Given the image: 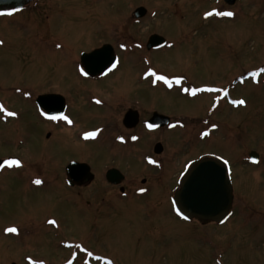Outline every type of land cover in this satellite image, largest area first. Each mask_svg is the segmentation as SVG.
I'll list each match as a JSON object with an SVG mask.
<instances>
[{
	"label": "rangeland",
	"instance_id": "1",
	"mask_svg": "<svg viewBox=\"0 0 264 264\" xmlns=\"http://www.w3.org/2000/svg\"><path fill=\"white\" fill-rule=\"evenodd\" d=\"M138 7L146 10L139 20L133 17ZM214 11L234 15H205ZM153 34L163 37L167 45L146 52L144 45ZM0 41L1 88L59 92L76 109L89 104L85 91L91 88L110 105H136L141 111L192 119L184 131L174 132L178 137L170 134L159 180L167 183L170 192L175 187L172 175L184 161L214 156L227 161L233 194L231 218L224 226L180 221L168 203L157 221L159 229L154 214H139L148 196L134 198L131 205L101 207L95 213L73 206L63 187L47 182L33 190L25 178L5 174L0 176V264H81L83 259L95 264V259L82 257L79 245L109 257L113 264H264V218H260L264 217V0H238L232 6L223 0H40L36 10L0 18ZM103 43L117 47L118 68L98 84L79 80L78 52ZM149 72L169 78L172 86L153 75L141 82L139 75ZM253 72L258 75H250ZM242 73V85L228 94L232 102L245 101L237 108L219 101L220 93H191L201 86L225 88ZM177 78L180 84L174 82ZM0 98L18 113L16 122L0 123V158L18 155L28 174L48 181L61 174L66 160L83 157L79 151L89 154L76 148L72 133L64 128L57 129L62 135L55 144L47 142L27 101L5 92ZM106 110L91 114L84 109L74 127L77 134L79 129L98 126ZM203 119L210 120V133L204 126L192 125ZM202 130L205 133L198 135ZM152 143L150 135L143 136L124 149L129 160L118 163L117 152L112 159L120 165L130 162L137 171L139 152L143 162L152 161L148 154ZM92 146L86 144L89 150ZM106 147L105 140L98 145L104 158ZM250 153L259 156L257 163L249 162ZM47 217L56 221L55 228L43 226ZM9 225L23 232L2 234ZM33 229L36 234L28 237L25 232ZM198 233L216 244L202 243Z\"/></svg>",
	"mask_w": 264,
	"mask_h": 264
},
{
	"label": "flooded vegetation",
	"instance_id": "2",
	"mask_svg": "<svg viewBox=\"0 0 264 264\" xmlns=\"http://www.w3.org/2000/svg\"><path fill=\"white\" fill-rule=\"evenodd\" d=\"M40 4V0H32L27 5L22 7L19 10H15L13 14L17 13H23L26 10H36L38 8V5ZM12 14V15H13ZM10 15V16H12ZM9 15H0V18L2 17H10ZM147 42V41H146ZM108 45L111 47L112 54L115 57V67L113 65L109 66L102 74L98 75H88L87 72L84 70L83 65L81 64V57L83 54H89L95 50H98L102 48L103 46ZM146 45V43H145ZM144 45V49L146 52H150L146 50V46ZM160 47L158 49H155V51L164 48ZM1 47V43H0ZM78 65L76 67V76L79 80H86L89 83L98 84L101 81L106 80L111 74H113L116 69L118 68L120 61H119V53L117 50V47L109 43H103L99 46L92 47L88 50H80L78 52ZM83 69V72L81 71ZM86 73V74H85ZM152 74L144 73L143 75H139V78L141 82H146L151 78ZM162 83H164L162 81ZM243 83V73L239 75V77H235L233 83L230 86H227L222 89H214V91H206L204 89H212L208 88L206 86H201V91L196 92L195 96L197 95H206L208 96L212 94H218L220 93L219 101L226 102V105L230 107L237 108V105L234 104L228 97V94L230 92V89L234 88L236 85H242ZM163 85V84H162ZM90 90L85 91V95L88 97L89 104H84L82 106H79L78 109L73 108V106L67 101V99L60 94L59 92L50 91V90H44L43 89H35V88H28L25 86H15V87H8V88H1L0 87V94L2 92L8 93L9 95L13 96H19L23 101H27V104L31 108V116L35 120L36 124L39 123L42 125V129L45 130V140L47 142H53V144L56 143L57 138H59V135H62L60 131L57 129L64 128L66 130H70L69 133H72L71 137L73 139V143L76 145V148L85 149L89 151V154L85 155L83 151H79L81 156L80 158H71L66 160V163L64 167L61 169V174H53L51 177H49V180L46 181L41 175H36V173H32V175L28 174L27 165L23 161L22 158H20L18 155H10L6 157L0 158V160H5L8 158H12L14 160H18L20 163L19 165H7L6 163L3 165V167L0 169V176L7 175L14 178H25L27 181V187L33 190L42 188L44 184H47V182H50L53 184V186H59L63 187V189L66 191L65 196L67 198H70V203L75 206L82 209H85L88 211L93 210L95 213L99 210V208H115L120 204L125 205H131L134 198H140L148 196V198L140 204V208L138 209L140 211L139 214L146 215L147 211L154 214L152 217L154 219V223L156 224V228L160 229V225L157 223V221L160 218H163L162 215V209L168 205L172 207V213L176 217V219L180 221H195L200 223V225H209L212 224L217 227L224 226L227 224L228 219H230V215H228L222 222L219 223H201L197 220H186L184 219L180 214H178L175 204L173 202V194L175 190L178 188L179 182L187 170L189 164L192 161L198 160V159H190L188 161H184L181 164V169L179 171H176L172 175V181H174L173 185H175L174 189L169 192V189L167 190V183L162 182L161 183V177L159 180L158 173L163 172V165H164V158L163 156H167L168 149H166L165 144L167 140L171 138L170 134L175 135L178 137V135L174 134L175 131L181 132L184 131L188 126L185 125L187 122H190V120H185L186 118H179V117H168L165 114H162L156 110H140L141 108H136L137 106L134 105L132 107L125 105L124 107L120 108V106H114L107 104L105 102V99L96 95L92 92L91 88ZM44 95H59L63 97L64 100V106L63 110L60 114L66 115L69 117V119L72 121L71 124H68L67 121L64 120H51L48 117L52 116L53 114H47L42 107H40L36 103V99L39 96ZM216 98H212V103L216 102ZM0 105H3L4 109L6 111H0V123L2 125L7 124L8 120L17 121L15 118L17 117V112L14 110L8 109L7 105L4 103V101L0 98ZM117 107V108H115ZM92 108L94 110H92ZM100 108H106V115H103L101 120L102 122L96 126L95 128L90 129H78L74 128L75 124L79 121V118L81 114H83L84 109L88 110L89 113L93 114L91 111H96V109ZM50 111H53L56 113V104L55 102L53 104H49ZM24 112H30L29 109H26V111L23 109ZM13 112L16 113L14 116H9L7 113ZM27 112V113H28ZM128 112H135L137 114V123L133 124L131 120L127 121L125 123L124 118L125 115ZM44 113V114H42ZM156 113L158 115L168 117L169 122L167 125L160 126L158 128H152L149 129L147 127V122L151 119L152 115ZM194 123L192 125L204 126L205 129H208V133L212 131V124L210 123V120H201L199 122L193 121ZM195 126V127H196ZM17 126L15 125V129ZM205 130H202V132L198 131V135L205 133ZM88 132H95V137H89L85 138L84 134ZM68 133V134H69ZM76 134V135H75ZM150 135L152 144L148 146V154L151 156L152 161H155V163L151 162H143V156L141 157V152L138 154L137 160H140L141 168L134 170L131 168V163H127L120 165L119 162L123 163L126 160H129L130 157L124 152V149L127 147H131L133 143H136L142 139L143 136ZM123 139H120V138ZM135 137L136 139H133ZM105 140L107 144V156L104 158L98 151V145L100 143H103ZM20 143V141H19ZM87 143H93L92 150H89L86 147ZM160 146V152L155 153L156 146ZM118 147L122 148L121 150L118 149ZM114 152H117L116 157H118L117 162L115 163L114 158ZM15 154H19L17 151ZM121 154L127 156V159L121 158ZM206 155V154H204ZM85 157V158H84ZM203 157H211V156H202ZM214 157V156H213ZM89 159V160H88ZM113 160L110 162V160ZM136 160V158H132V160ZM71 163L81 165L82 167H79L77 169H71L70 172L67 171L69 165ZM128 168V171L126 168ZM185 166V167H183ZM144 169V170H143ZM184 169V171H181ZM116 171L118 174L115 173V175H109L110 172ZM72 172V173H71ZM39 179L41 181L40 184L34 183L35 180ZM143 189V191H141ZM153 194V199L149 197V194ZM56 196H60L56 192ZM153 208V209H152ZM93 212V213H94ZM144 218V217H143ZM149 218V217H148ZM260 218H264L263 216H260ZM150 221V219H148ZM50 221H55L52 217H47L42 221V224L44 227L48 228H55L56 227V221L55 223H50ZM163 223V222H162ZM13 225H9L7 227L3 228V231L1 232L4 235L10 234V232H7L6 229L9 227H12ZM15 226V225H14ZM16 229L19 232H23V228L16 227ZM37 229V228H36ZM36 229H33L31 231H26L25 233L30 236H34L36 234ZM200 235V241L202 243H208L209 246L212 247V244H216L215 241H213L210 237L203 236L204 234L198 233ZM65 242L67 240H64ZM63 242V241H62ZM61 245V244H60ZM81 248V255L82 257H90V259H95V264H107L109 261V257L101 255L99 253L92 254V256H88L87 253L91 252L90 249L84 248L83 245H79ZM70 247V246H68ZM96 257H100V259H96ZM105 258H108L105 261ZM81 264H89L86 260H82ZM113 264V263H112Z\"/></svg>",
	"mask_w": 264,
	"mask_h": 264
},
{
	"label": "water",
	"instance_id": "3",
	"mask_svg": "<svg viewBox=\"0 0 264 264\" xmlns=\"http://www.w3.org/2000/svg\"><path fill=\"white\" fill-rule=\"evenodd\" d=\"M32 0H0V12L7 10H17L27 5ZM228 6H232L237 0H223ZM146 15V10L142 7L135 9L133 16L141 19ZM165 39L159 35H151L146 42V49L152 50L159 48L165 44ZM81 64L88 75L102 74L109 66L115 64V57L112 54L111 47L108 45L95 50L89 54H83ZM56 104V113L50 111L49 104ZM36 103L44 109L47 114L59 115L64 106L63 97L59 95H44L36 99ZM137 123V114L128 112L124 121ZM168 117H164L154 113L147 122L154 125L153 128L167 125ZM160 152V146H156L155 153ZM249 157L258 160V155L250 153ZM0 160V169L5 161ZM81 165L71 163L67 169H77ZM72 173V172H71ZM118 174L116 171L110 172L109 175ZM173 202L177 211L186 220H197L201 223H219L222 222L230 213L233 194L228 170L225 163L219 159L204 157L193 161L188 170L180 180L178 189L173 194Z\"/></svg>",
	"mask_w": 264,
	"mask_h": 264
},
{
	"label": "snow or ice",
	"instance_id": "4",
	"mask_svg": "<svg viewBox=\"0 0 264 264\" xmlns=\"http://www.w3.org/2000/svg\"><path fill=\"white\" fill-rule=\"evenodd\" d=\"M14 11H15V10L13 9L12 11L0 12V15H9V16H10V15H12V14L14 13ZM213 14L218 15V16H228V17H231V16L234 15V13H232V12H230V11H228V12H215V11H214V12L206 13L205 15H206V16H211V15H213ZM0 43H2V41H0ZM113 67H115V65H113ZM81 71L83 72V69H81ZM261 71H264V69H261ZM85 74H86V73H85ZM151 74H152L153 76H156V80L163 81L166 85H168V87H171V86H172L173 81L170 80L169 78H167V77H165V76H157L156 73H154V72H152ZM250 75H252V76H256V75H258V73L253 72V73H251ZM154 82H155V81H154ZM174 82H175L176 84H180V83H181V79H180V78H177ZM204 90H206V91H214V89H204ZM184 91H185V92H188L189 89L185 88ZM198 91H201V89H195V88L191 89V93H192L193 95H195L196 92H198ZM233 103H234V104L243 105V104L245 103V101H244V100H239V101H233ZM0 111H6V109H4V107H3V105H0ZM7 114H8L9 116H14V115H16V114L13 113V112H8ZM42 114H44V113H42ZM48 118L51 119V120H54V121H56V120H64V121H67L68 124H71V123H72V121L69 119V117L66 116V115H63V114L52 115V116H49ZM153 127H154V125H152V124H149V125H148V128H149V129H152ZM84 136H85V138L95 137V136H96V133H95V132H88V133H85ZM120 139H123V138L121 137ZM133 139H136V138L133 137ZM150 162H151V163H155V161H150ZM5 163H6L7 165L11 166V165H19L20 162H19L18 160H9V161H5ZM225 163H227V161H225ZM34 183H36V184H40L41 181H40L39 179H37V180L34 181ZM141 191H143V189H141ZM178 214H179V212H178ZM183 218H184V219H187L186 216L183 217ZM50 223H53V224H54L55 221H50ZM6 231H7V232H10V233H16L18 230H17L16 228L12 227V228H8V229H6ZM87 255H88V256H92V253H91V252H88ZM96 259H100V257H96ZM69 264H71V262H69ZM107 264H112V262H111V261H108Z\"/></svg>",
	"mask_w": 264,
	"mask_h": 264
}]
</instances>
